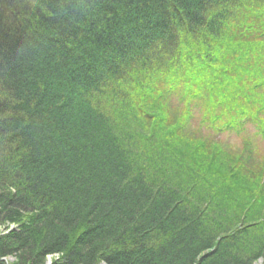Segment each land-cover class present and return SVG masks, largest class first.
Returning <instances> with one entry per match:
<instances>
[{
	"label": "trees",
	"instance_id": "1",
	"mask_svg": "<svg viewBox=\"0 0 264 264\" xmlns=\"http://www.w3.org/2000/svg\"><path fill=\"white\" fill-rule=\"evenodd\" d=\"M0 80H32L0 106V216L19 225L2 255L264 260V168L216 139L264 135V0H0Z\"/></svg>",
	"mask_w": 264,
	"mask_h": 264
},
{
	"label": "rangeland",
	"instance_id": "2",
	"mask_svg": "<svg viewBox=\"0 0 264 264\" xmlns=\"http://www.w3.org/2000/svg\"><path fill=\"white\" fill-rule=\"evenodd\" d=\"M31 82H32V80H18V81L17 80H0V86H1L0 89L3 91V88H7V91H9V93L4 92L6 94L0 93V106L1 107L5 106L8 103V105L10 107H12L17 103L14 107L18 110L21 109V106L23 105L22 104L23 100H21L23 90L25 88H28L30 85L28 87H27V85L31 84ZM109 83H111V82H109ZM97 84H99V82ZM6 85H8V86H6ZM13 91H14V93H13ZM177 91H178V94H177V92H172L170 99H169L170 104H172L175 107V109L180 108V106L184 105L183 102L179 101L180 95H181V89H177ZM238 97H243L245 101H248L250 96L249 97L238 96ZM238 97H235V99ZM238 99H240V98H238ZM190 106H191L193 114H194L192 117V121H193L194 125L195 124L197 125L199 122L198 121L199 117L203 111V105L201 103H195V101L192 100ZM5 107H7V106H5ZM16 114L18 115V113H16ZM5 115H6V111L4 110L3 114L0 115V118L1 119L4 118ZM261 118H264V110L259 115V119H261ZM258 122H259V120H258ZM247 123L245 124L246 126L245 125L240 126L244 130L243 132H236L235 130H230V131H225L223 133L217 132V134H218L217 136L214 134V132L212 133L209 129L204 127L203 128L204 136L207 139L213 140V135H215L216 139L218 140L217 142L220 143L222 146H226V145L233 146L234 144H236L240 148L246 147L247 150L249 151V153H252V154H250L251 156L250 155L249 156L253 159V163L257 164V163L261 162L260 164L262 166L258 165V168L263 170V168H264V164H263L264 163V135L257 134L258 131H257L255 123H252V122H250V124H247ZM11 131H12V129H11ZM11 131H8V133H5L6 136H8L9 132H11ZM22 131L23 130H20V132H22ZM28 131H29V128H28ZM18 138H21L20 142L24 141L22 139V137H18ZM79 185H80V183H79ZM3 192H4V190L0 189V194H3ZM0 205H2L1 207H3L0 209L1 211H3L2 209L6 208V207H8L7 209H11V207H12V204L9 205L8 202L5 201V199H4V201L1 200ZM206 205H207V203H204L202 208L204 209L206 207ZM246 210H248V209H246ZM233 211H234V209L228 210L227 213H230L228 218H230V219L235 218L237 213L233 212ZM3 214H5V210L1 213V215H3ZM8 214H12V212H10ZM1 218H3V217H1ZM3 219L4 220L0 219V238H4V237L8 238L12 233L16 232L17 228H12L6 222V219L5 218H3ZM4 223H5V225L8 224V226H4ZM14 223L12 222V224H14ZM11 231H14V232H11ZM255 233H260V229L255 230ZM242 235L245 236V234H242ZM146 237H148V236H146ZM214 249L215 248L210 247V249L208 248L207 250L201 252V254L195 259L196 262L193 264H196V263L198 264V262L201 261V259H203L206 254L213 252ZM4 256H6L5 259H0V260H2L6 264H12V262L15 261V259H14L15 255L14 254H6ZM46 259H47V257H46ZM103 262H104L103 264H109L104 260H103ZM254 262H256L255 264H264V260L260 259V257L258 258V260H255ZM251 264H253V263H251Z\"/></svg>",
	"mask_w": 264,
	"mask_h": 264
},
{
	"label": "bare ground",
	"instance_id": "3",
	"mask_svg": "<svg viewBox=\"0 0 264 264\" xmlns=\"http://www.w3.org/2000/svg\"><path fill=\"white\" fill-rule=\"evenodd\" d=\"M43 71V70H42ZM41 71V72H42ZM35 75H36V73H35ZM36 76H38V75H36ZM6 222L12 227V228H17V230L19 229L18 227H19V225L17 224V223H14L13 221H9V220H6ZM12 222L14 223V224H12ZM11 223V224H10ZM8 224L7 225H5V223H4V226H8ZM35 233H34V235H36V236H38V237H40L41 235H42V232H40V234L39 233H37L38 231H34ZM43 233L45 234V236H48L49 234L51 235V232H49V231H43ZM0 239H2V238H0ZM5 243V242H4ZM4 243H2L1 241H0V244H1V246H3V244ZM0 246V259H5V257L6 256H4V255H2V251L3 250H5V248H3V247H1ZM61 255L62 254H60V253H46V254H44L43 255V257H44V263L45 264H59L60 262L59 261H56V260H58L60 257H61ZM40 257H42L41 255H40ZM46 257H47V259H46ZM14 259L16 260L17 259V262H22L20 259L21 258H16V256H14ZM102 261V262H101ZM55 262H59V263H55ZM62 263V262H61ZM104 262H103V260H99V262H98V264H103ZM256 262H253V264H255ZM12 264H16V261H14V262H12Z\"/></svg>",
	"mask_w": 264,
	"mask_h": 264
}]
</instances>
